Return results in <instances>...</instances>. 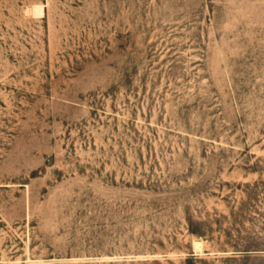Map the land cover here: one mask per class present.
<instances>
[{
    "label": "rangeland",
    "instance_id": "rangeland-1",
    "mask_svg": "<svg viewBox=\"0 0 264 264\" xmlns=\"http://www.w3.org/2000/svg\"><path fill=\"white\" fill-rule=\"evenodd\" d=\"M0 264H264V0H0Z\"/></svg>",
    "mask_w": 264,
    "mask_h": 264
},
{
    "label": "bare ground",
    "instance_id": "bare-ground-1",
    "mask_svg": "<svg viewBox=\"0 0 264 264\" xmlns=\"http://www.w3.org/2000/svg\"><path fill=\"white\" fill-rule=\"evenodd\" d=\"M192 244L194 246V251L197 253L201 252L204 244L203 241L200 238H194L192 239Z\"/></svg>",
    "mask_w": 264,
    "mask_h": 264
}]
</instances>
